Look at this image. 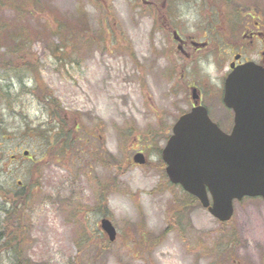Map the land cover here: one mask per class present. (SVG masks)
<instances>
[{"label":"rangeland","instance_id":"rangeland-1","mask_svg":"<svg viewBox=\"0 0 264 264\" xmlns=\"http://www.w3.org/2000/svg\"><path fill=\"white\" fill-rule=\"evenodd\" d=\"M215 3L224 0H0V183L25 201L8 239L0 214V264H264V201L236 202L222 224L179 205L187 193L161 157L195 86L212 87L204 104L233 128L217 100L229 52L199 35ZM209 57L211 76L199 66Z\"/></svg>","mask_w":264,"mask_h":264},{"label":"water","instance_id":"water-1","mask_svg":"<svg viewBox=\"0 0 264 264\" xmlns=\"http://www.w3.org/2000/svg\"><path fill=\"white\" fill-rule=\"evenodd\" d=\"M193 99L195 107L174 125L162 152L166 173L212 217L227 223L234 216L235 202L246 197L264 200V68L255 63L233 67L226 79L224 104L235 115L230 134L198 105L196 91ZM134 161L146 163L141 153ZM101 229L110 242L116 241L110 220L103 219Z\"/></svg>","mask_w":264,"mask_h":264},{"label":"flooded vegetation","instance_id":"flooded-vegetation-1","mask_svg":"<svg viewBox=\"0 0 264 264\" xmlns=\"http://www.w3.org/2000/svg\"><path fill=\"white\" fill-rule=\"evenodd\" d=\"M210 8L205 28L202 29L199 35L207 36L208 39L210 36L211 40L216 38L222 39L224 42V53L226 51L229 52V59L226 62L228 72L224 75L223 82L219 86V89H217V100L221 102L226 112L234 119L233 112L223 105L225 80L232 72L233 67H238L249 62H254L264 68V4L256 3L244 8L241 5H234L230 0H224L223 5L221 4L220 6L218 3H215ZM174 36L182 35L178 30H175ZM188 36L193 35L189 34ZM191 41L193 44H198L194 39ZM209 45L210 43L203 44L201 48L208 47ZM250 54L254 55L256 60L255 58H250ZM196 88L200 96V104L206 106L204 101L206 95H211L210 89L212 87L205 86L204 89ZM193 106L194 102L192 101L190 110ZM206 107L210 117L213 121H216L210 107Z\"/></svg>","mask_w":264,"mask_h":264},{"label":"trees","instance_id":"trees-1","mask_svg":"<svg viewBox=\"0 0 264 264\" xmlns=\"http://www.w3.org/2000/svg\"><path fill=\"white\" fill-rule=\"evenodd\" d=\"M62 49L63 48H60V47L56 48V50L59 53L58 59H61L63 57V53H62L63 51L61 52ZM1 63H3V61H1ZM4 69L8 70V71L13 70V68H11V66H9V64H7V63L5 64ZM3 100H4V98H2L1 93H0V156L1 155L5 156V150L3 149V146H2L3 143L1 141L7 139V136H6L7 131L3 127L4 115L2 114V110H1V108H2L1 105H2ZM6 100H7L8 104L10 105L11 99L6 98ZM44 102H45V104H49L50 101H48V99H45ZM49 106H52V105H49ZM52 108L55 110H59V105H58L57 101L53 102ZM57 116H59V115H57ZM35 128H36V130H39V129H43V126L35 127ZM61 129L62 128L60 127L58 130L57 129L56 130L58 131V133H60ZM76 129H78V128H76ZM48 134L50 136L52 134V131L43 133V141L45 143H48V146L50 147L52 142L49 140ZM64 139H66V138H64ZM71 146H72V144L70 145V147ZM9 188L10 189H8V188L5 189L4 185L0 183V214H4L7 217V219L4 223V226L2 227L1 233H4V237L6 239H8L10 236V231H11V228L13 227V225L11 223H13L12 221L14 220V218L16 216L15 214H18V211L20 209H22L24 207V204H25V201L21 200L22 195L18 191L14 190L11 186H9ZM186 199L188 200V202L183 201L179 205L183 206L185 204H188V205L201 206L199 201L196 198H194L188 194H186ZM180 220L181 219H179V222H180ZM9 243H11V242H9ZM217 251L221 252L219 246L217 247Z\"/></svg>","mask_w":264,"mask_h":264},{"label":"clouds","instance_id":"clouds-1","mask_svg":"<svg viewBox=\"0 0 264 264\" xmlns=\"http://www.w3.org/2000/svg\"><path fill=\"white\" fill-rule=\"evenodd\" d=\"M185 18L186 19H194V17L191 14H186ZM199 66H200L201 70L204 73L209 74V76H211L212 73H214V71H215L214 64L212 63L211 57H209L208 62H205L204 60H200ZM213 82H215V81H213Z\"/></svg>","mask_w":264,"mask_h":264}]
</instances>
